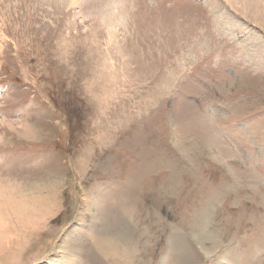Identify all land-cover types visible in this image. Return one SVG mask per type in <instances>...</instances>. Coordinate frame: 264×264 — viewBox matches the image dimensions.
I'll list each match as a JSON object with an SVG mask.
<instances>
[{"label":"rangeland","instance_id":"rangeland-1","mask_svg":"<svg viewBox=\"0 0 264 264\" xmlns=\"http://www.w3.org/2000/svg\"><path fill=\"white\" fill-rule=\"evenodd\" d=\"M259 1L0 0V264H264Z\"/></svg>","mask_w":264,"mask_h":264},{"label":"bare ground","instance_id":"bare-ground-1","mask_svg":"<svg viewBox=\"0 0 264 264\" xmlns=\"http://www.w3.org/2000/svg\"><path fill=\"white\" fill-rule=\"evenodd\" d=\"M254 2H256L257 3V5H258V3H260V1L258 0H254ZM262 2V1H261ZM254 5H256V4H254ZM259 6V5H258ZM261 6V5H260ZM112 68V67H111ZM110 71V70H109ZM104 72V71H103ZM114 72V71H113ZM107 73V72H106ZM114 75H116V74H114ZM114 75H113V77H114ZM116 77V76H115ZM112 82V81H111ZM209 128V127H208ZM207 129V128H206ZM208 131H210V129L208 130ZM211 132V131H210ZM214 136H212V137H215L216 138V134H215V132H211ZM205 215V214H204ZM101 248H105V247H101Z\"/></svg>","mask_w":264,"mask_h":264}]
</instances>
